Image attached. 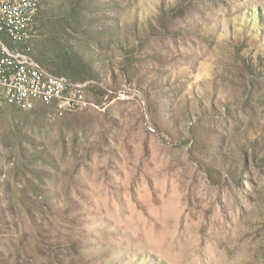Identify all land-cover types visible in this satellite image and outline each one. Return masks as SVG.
I'll list each match as a JSON object with an SVG mask.
<instances>
[{
    "label": "rangeland",
    "instance_id": "obj_1",
    "mask_svg": "<svg viewBox=\"0 0 264 264\" xmlns=\"http://www.w3.org/2000/svg\"><path fill=\"white\" fill-rule=\"evenodd\" d=\"M70 1L40 0L35 54L53 65L66 30L115 91L0 106V264H60L71 238L82 264H264V164L241 147L264 146V0H193L170 33L177 0ZM219 152L240 176L210 175Z\"/></svg>",
    "mask_w": 264,
    "mask_h": 264
},
{
    "label": "built area",
    "instance_id": "obj_2",
    "mask_svg": "<svg viewBox=\"0 0 264 264\" xmlns=\"http://www.w3.org/2000/svg\"><path fill=\"white\" fill-rule=\"evenodd\" d=\"M40 11V0H0V106L30 110L42 103L58 115L99 108L87 89L94 81L55 74L37 58L33 39Z\"/></svg>",
    "mask_w": 264,
    "mask_h": 264
},
{
    "label": "trees",
    "instance_id": "obj_3",
    "mask_svg": "<svg viewBox=\"0 0 264 264\" xmlns=\"http://www.w3.org/2000/svg\"><path fill=\"white\" fill-rule=\"evenodd\" d=\"M193 0H177L176 3L171 4L169 6L163 5L161 8V13L158 16V21L162 24V26L165 29L166 33H170L169 31V24L168 20L169 18H175L178 16H185L188 11L190 10V7L187 6L189 2H192ZM71 6L72 11L77 9L76 7H79V4L81 0H71ZM63 12L62 7H60ZM41 12V11H40ZM60 15H63V13H60ZM40 17V15H39ZM38 17V18H39ZM73 30H77L78 27L69 25ZM58 30L56 29H50L48 31V34L56 35L62 37L64 41L67 44V49L59 47V52L56 54V62L53 63V65H50L47 57H40L37 56V58L53 73L58 75H66L70 77L73 81L76 82H86V81H94L93 83H90L87 86L88 91H92L100 95L101 97H106L108 95H112L110 92L115 91L111 85H107L102 79V73H101V67L95 65V61H92V59H88L85 57V53L83 51H80L79 43L78 42H70L72 39V36L65 30L64 33L61 35L58 33ZM138 32V31H137ZM146 32L150 35L157 34L155 33V29L152 24H149L148 27H144L141 30V33L146 34ZM156 32H158L156 30ZM136 37H139V32L136 33ZM164 32H162L163 34ZM143 34V35H144ZM165 34V33H164ZM55 36V37H56ZM259 66H262V69H264V60L261 62L252 61L248 63V69L250 72H257L259 73ZM109 96V97H110ZM254 128L246 129L245 133L241 135V142L242 139L244 141L241 145L242 148L251 147L253 151L255 152L252 154V159L256 164H264V153H259L264 146L260 145V140L257 137L251 136V132ZM250 153L246 150L241 153L240 158L243 162V164H246L248 160H250ZM222 157V168L226 169L229 174L233 176H240V174L237 173L239 169V163L237 161L228 160V156L224 154V152H219L217 155H214V159L211 163L204 165L206 170L210 173L211 176L216 174L218 172V169L216 166H213L217 162V158ZM237 180L239 181L240 178L237 177ZM65 250L67 251V259L61 262L60 264H82L84 261L82 256L83 253L81 252L82 244L76 240V239H68L66 242L63 243ZM54 252V250H53ZM56 254V253H55ZM56 256V255H55ZM58 258V257H57Z\"/></svg>",
    "mask_w": 264,
    "mask_h": 264
}]
</instances>
